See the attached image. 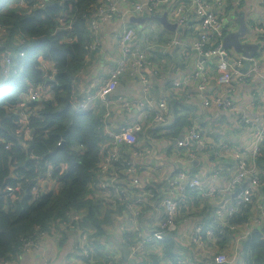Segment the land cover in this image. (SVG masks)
Instances as JSON below:
<instances>
[{"label": "trees", "instance_id": "16d2710c", "mask_svg": "<svg viewBox=\"0 0 264 264\" xmlns=\"http://www.w3.org/2000/svg\"><path fill=\"white\" fill-rule=\"evenodd\" d=\"M101 1L50 0V4L46 5L40 4L39 0H24L27 8L21 9L17 0H0V31L2 29L6 31V36L2 37L4 34H0V83L3 54L12 52L17 55L13 60L12 68L14 70L23 68L18 76L12 77L13 82L9 92L0 98V261L2 262L18 259L24 253L27 242L40 240L47 235H56L59 238L63 232L58 229L59 227L72 231L76 252H79L76 231L86 235L89 242L87 255L77 256L82 264H130V262L160 264L166 259L171 260L172 264H181L179 254L184 252L189 256L188 251L196 258V250L192 244L182 245L184 249L175 241L176 231L164 233L167 240L163 248L158 249L160 252L154 254L142 252L139 260L136 261H126L122 254L118 253V256L106 249V245L111 244L110 239L108 240L109 228L118 216L124 218V214L123 208L118 206V200L105 198L98 189L102 176L99 173V166L108 152L107 149H111L108 138L102 131L104 126L101 118L105 109L99 106L100 109H97L96 113L88 110L75 114L72 107L74 99L71 94V80L80 70L84 71L86 68L87 49L94 39V34L89 33L87 29L88 15L100 5ZM228 1L224 0L226 4H223L222 18H226L231 11ZM223 21L225 22V19ZM69 26L71 30L68 29ZM128 27L132 26L128 25ZM70 39L76 43H71ZM21 52L25 54L24 58L18 56ZM39 57L55 65L56 75L51 83L54 86V97L52 100L45 98L29 101L21 107L30 88L50 86V81L46 84L45 81L50 80L47 75L51 72L41 69ZM170 105L176 119L167 137L169 140H175L183 130L192 126V121L188 116V110L173 103ZM24 108H26L25 113L21 112ZM23 116H26L24 124L18 126ZM25 128L31 133L27 141L23 138ZM158 132L153 127L149 130L153 140L158 138L156 136ZM136 137L142 140L141 135ZM60 143H63V146L58 148ZM210 150L206 147L200 155H209ZM130 151L132 153L138 150L124 143L119 144V160L113 163L111 170L113 173L116 171L120 179L123 178L121 171L130 162ZM194 151L195 147L177 149V153L187 162L188 153ZM222 152L223 155H227L225 150ZM224 161L227 162L226 168H229V165L230 167L236 165L230 157ZM192 162L188 164L196 168L199 161ZM61 165H65V168L62 169ZM248 165L251 166L250 163ZM253 165L259 170H264V146ZM217 169L221 170V168ZM190 172L197 174L196 171L190 170ZM187 176L192 179V175L190 177L187 174ZM221 177H224L223 172ZM48 181L53 183V186L50 187ZM247 183L248 179H245L240 189L245 188ZM44 184H47L45 188H43ZM32 187L39 189L35 196L31 194ZM124 188L128 194L133 192L130 187ZM148 189L151 187H145L142 191L151 192L150 201L159 202L162 199L161 184L154 185L152 191ZM258 190L259 200L257 201L253 194L251 203L243 205L227 224L218 230L213 225L212 206L207 207L212 201L199 197L197 190L188 189L186 200L181 204L174 220L175 227L178 228L186 218L193 217L190 230L195 226H200L203 230L214 229L212 240L204 237L206 252H198L201 260L207 256L212 259V243L217 244L214 252L223 254L227 241H233L237 235L236 231L251 222L252 206L259 204L264 207L262 200L264 173L262 172ZM187 206L190 207L186 208ZM200 206H203V209L197 213L190 209L191 207L199 209ZM149 209H144L142 214H139L138 222L141 225L144 212ZM149 212L153 215L152 211ZM151 215L147 213L146 218H151ZM75 216L78 220L73 219ZM145 223L151 228H147L148 234L156 229L155 221L147 219ZM65 224H69L67 225L69 227H62ZM261 234L264 236L259 228L243 242L241 253L246 264H264V240ZM65 239L63 235L60 242ZM121 239L124 243L120 245L124 248L140 241L135 235L130 234L123 235ZM217 239L221 241L214 242Z\"/></svg>", "mask_w": 264, "mask_h": 264}, {"label": "built area", "instance_id": "2783aa9c", "mask_svg": "<svg viewBox=\"0 0 264 264\" xmlns=\"http://www.w3.org/2000/svg\"><path fill=\"white\" fill-rule=\"evenodd\" d=\"M18 1L20 7L25 6L24 0ZM180 2L183 1H175V5H173L172 0H143V2L137 3L128 0H102L100 5L88 15L87 29L89 33L94 34V39L89 50L91 52L98 50L99 42L95 34L98 32L101 24L112 20L116 15H120V17L126 21L130 16L142 18L151 15L160 16L161 14L166 13L168 20H175L172 23H176L177 26L191 24V20L186 17V10L183 11V8L180 6L181 4H179ZM212 4L210 5L203 0H191V7L193 6L194 11L193 24H197L198 33L195 42L190 48H188V50L198 54L200 62H198L190 77L181 82L174 83L173 86L176 89H182V87H187L189 84H196V89L199 98L202 100L203 108L211 107L215 110L229 111L237 115L238 108L233 99L235 93V83L233 81L235 80V82L238 83H245L247 80L254 79L260 75L259 66L261 58L264 55V20H253L254 25H251V31L246 25L248 31L242 38V43L255 44L258 45L259 48L253 58L245 59L242 55L236 54L232 49H224L222 47L224 36L228 33L235 32L236 30L232 26V28L227 27L224 24V18L221 17L223 4H226L224 3V0H212ZM118 5L124 7L122 12H119ZM170 5H173L174 7H171ZM260 5L264 9V0H260ZM61 24L63 25L62 21ZM156 28L155 22H150L148 26L145 25L143 30H136L125 25L117 36L118 58L115 59L113 66L108 71L107 80L81 102L72 104L75 114H81L85 111L91 110L95 105H99L105 109L101 118V122L104 126L102 131L108 138V145L111 146V149H107L108 152L102 158L99 166V173L102 176L98 183V189L105 198H108L109 200H118V206L123 208L122 213L124 214V220L116 231L118 232V243H124L121 237L126 234L135 235L137 239H140L139 242L125 248L128 250V260L131 261L139 260V255L147 249H161L167 240V237L164 234L165 232H177L174 220L181 204L186 200V191L188 189L197 190L199 197L205 200H218L217 206L213 210V225L218 228V230L223 228L228 220L232 218L243 205L251 203L253 194L256 196L257 201L260 196L258 185L261 170L255 168L253 164L255 158L260 156V151L264 146V110L262 111L260 125L243 117L237 120L239 126L252 129L254 138L251 143L252 145L246 149L247 151L241 150L240 152L226 155V157H231L236 165H233L235 168V173L233 175H228V173L231 172V168L226 170L227 178L223 181V186H220V184L217 183L216 180L218 178V173L212 168V176L208 180L205 179L203 182L196 178L189 179L187 173L178 171L174 177L168 180V182L161 184L163 186V197L159 202L150 201V198H152L150 191H142L139 195L128 194L124 187H134L138 183V167L134 162V159L139 160V158L147 154V151H136L132 153V161L128 162L126 168L120 173L123 176L122 179L118 177L116 171L115 173L112 172L111 168L113 163H116L119 160L120 143H127L129 146L135 145L138 140L136 137L137 135H141L143 140L148 141L145 135V124L141 119L126 123L122 127L114 130L109 124V118L111 117V110L115 108L114 106H120L123 110L130 111L131 107L136 105L135 101H126L122 97L113 98V94L120 78L126 73H128L127 75L132 79L139 80L145 85L147 87L145 90L152 89V87H149V84L146 82L148 77L145 74L147 69L153 67L152 62L148 57V53H150L151 49L149 47L143 48L141 44H134L133 41L137 35V31L140 34L142 32H147L152 35L155 33ZM68 29L71 30V27L69 26ZM0 34H4L2 36L4 37L6 36V31L2 29ZM2 40H4V38H2ZM171 45L178 46L179 43L173 39ZM2 60L3 66L1 74L2 76L4 75L5 80H2L1 84L4 85L11 82L12 77L18 75L22 70H14L12 68L14 60L12 52H7L5 57L3 54ZM212 60L216 62L215 68L220 79L219 82L224 88L222 96H218L213 90V95L208 93L206 71L208 63L211 62L212 64ZM245 61L248 63V68L244 73H241L240 70L243 69V63ZM26 98V101H33L48 97L43 93L41 87L38 86L30 88ZM23 106L24 103L21 104V107ZM158 109L159 111L153 117L154 124L164 123L166 119V105L161 103L158 105ZM24 111H26V109H24ZM23 124L24 122L20 121L18 125L22 126ZM24 131L30 138L31 133H29V129L25 128ZM185 131V141H180L178 147L180 149H188L187 147L189 145L195 147L194 152L188 153V162L191 163L193 161L192 163H196L195 161H199L202 157L200 155L202 151L206 149V143L202 131L194 124ZM218 149H220V154L223 153V150H225L226 153L228 151L226 145H221ZM248 163H250L251 166L248 165ZM245 179H248V183L245 188L240 189V186ZM150 187L151 189L148 190L152 191L154 186ZM6 191H9V189H6ZM38 192V187H32V195L35 196ZM111 202L113 203V201ZM221 202L223 203L221 204ZM147 208L152 209L154 212V214L151 215L148 211L151 218L148 217L147 219L155 221V225H157L156 229L149 234L144 226L138 222L139 214L141 215L142 211ZM251 209L253 217L251 218V222L248 223L254 226V231L261 228L264 233V207L255 204ZM73 219L78 220V217L75 216ZM67 225L69 224H65L62 227H69ZM214 232V229L203 230L202 227L195 226L194 229L184 235L181 239V243L183 245L192 244V246L195 247L196 252L205 253L206 246L204 237L212 240ZM251 233L252 232L248 229L247 225L238 229L236 231L237 235L233 240L235 242V249H242L243 242L250 237ZM76 237L78 239L79 250V252H76V255L86 256L89 247L86 235L81 234L80 231H76ZM261 237L262 240H264L262 234ZM219 241H221V239L214 240V242ZM39 245L40 240L27 242L25 244L24 252L36 249ZM110 252L115 255L117 254V250H110ZM213 262L214 264H230V259L223 254H217L213 257Z\"/></svg>", "mask_w": 264, "mask_h": 264}, {"label": "crops", "instance_id": "0c3cea01", "mask_svg": "<svg viewBox=\"0 0 264 264\" xmlns=\"http://www.w3.org/2000/svg\"><path fill=\"white\" fill-rule=\"evenodd\" d=\"M128 1L134 3L143 2V0ZM172 1L173 5H175L174 2L178 0ZM181 1L183 2H180L179 4H181L180 6L183 8V11L186 10L185 15L191 20V24L179 25L178 27L181 28V32H178V30L175 32H169L161 28L155 22L157 28L154 34L150 35V33L147 32H142L140 34L137 31V35L133 41L134 44H141L143 48L149 47L151 49L150 53H148V57L150 58L153 67L147 69L145 74L148 77L146 82L149 84V87H152V89L145 90V88H147L145 85L139 80L132 79L127 75L128 73H126L120 78L113 94L114 99L122 97L126 101H135L136 105L131 107L130 111H125L120 106H114L115 108L111 110V117L109 118L111 128L116 130L126 123L141 119V121H144V128L146 130L145 135L148 140H137V143L132 145V147L138 151H147V154L143 155L139 160L134 159V162L138 167V183L136 186L130 187L133 190L131 195H139L145 187L147 188L168 182V180L174 177L178 171H183L190 177L192 175V178H196L203 182L205 179L208 180L212 176V168H214L218 173L216 181L220 186H223V181L227 178L226 170L228 169L225 167L227 162L224 160L228 157H226L225 154L223 155V153L220 154L218 152V147L226 145L228 149L227 155L246 150L252 145L251 143L253 142L254 134L252 129L239 126L237 120L243 117L258 125L261 124L262 111L264 110V55L260 61L259 76L247 80L245 83H238L235 82V80L233 81L235 83L233 99L238 108L237 115L229 111L215 110L211 107L203 108L202 100L199 98L196 89V84H189L187 87H182V89L174 88V83L181 82L190 77L198 62H200L199 55L188 50V48H190L195 42L198 33L197 24H193V6L191 7V0ZM203 1L210 5L212 4V0ZM39 2L40 4H50V0H39ZM228 4L231 6V11L227 14L226 18H224V24L227 27L232 26L237 30L239 27L238 19L243 18L245 24L250 30L251 25H254L253 20H264V9L260 5V0H229ZM173 5L170 6L174 7ZM20 8L26 9L27 6L25 4V6ZM118 10L119 12H122L124 7L118 5ZM174 21L175 20L172 19L170 22ZM149 23L150 22H147L145 25L148 26ZM125 25L129 24L126 23L120 15H116L112 20L106 21L100 25L98 32L95 34L99 42L98 50L92 53L88 47L87 56L85 57L86 68L84 71L80 70L79 74L71 80V94L74 103H79L107 80L108 71L113 66L115 59L118 58L117 36ZM145 25L144 27H132L136 30H143ZM173 39L179 43L178 46L171 45ZM70 42L74 44L76 43V41H73L72 39H70ZM39 63L41 69L44 71L48 69L51 72L50 75H47L50 80L45 81V84L50 81V86L41 87V89L46 97L52 100L54 97V86L51 83L54 81L53 79L56 75L55 65L43 60ZM210 64L211 62L208 63L206 71L208 93L212 94L213 90L218 96H222L224 88L218 81L220 79L215 68L216 62L212 60V66ZM26 99L27 98L21 103H24V106L29 102L26 101ZM161 103H164L167 107L166 119L164 123L154 124L153 117L159 111L158 105ZM172 103L188 110V116L190 117L192 124L201 129L206 147L211 149L209 155H204L199 159L196 168H192L190 164H188V162L177 153V149H180L178 147L179 142L185 141L186 131H182V139L180 141L178 140L179 137L175 140H169L167 137V134L169 133L168 131L176 119L173 109L170 107V104ZM97 109H100L99 105H95L90 111L96 113ZM170 110L173 112L171 125L159 129V126H163L167 123L168 118L171 116ZM151 127L159 131L156 134V136H158L157 139L154 138L153 140L151 138V133L149 134ZM124 144L128 145L127 143ZM187 148L189 149L192 147L189 145ZM132 153L130 151V162L133 158ZM212 153L215 154L212 155ZM189 166L191 168H189ZM217 168H221V170L219 171ZM229 168H231V172H229L228 175L231 176L235 173V168L233 165H231V167L229 165ZM190 170L196 171L197 174H192ZM222 172L224 173V179L221 177ZM261 172L264 173V170L261 169ZM51 186H53V183H50V187ZM54 189H56V187H54ZM262 200L264 201V196H262ZM217 203L218 200H213L212 203L209 202L207 204V207L212 206L213 212ZM222 203L223 202H221V204ZM189 207L190 206H187L186 208ZM190 209L192 212L197 213L203 209V206H200L199 209L193 207ZM148 211L153 212L152 209L146 210L143 215L144 217L142 218V225L146 230L147 228H150V226H147L145 223ZM123 220L124 218L122 216H118L109 228V238H107L111 241V244L109 243V245H114V247L106 245V249L109 251L117 250V254L119 253L122 255V246L118 243V232L116 231L122 224ZM193 220V217H188L178 226L175 241L179 245H183L181 239L190 231V225ZM247 226L251 232L254 231L253 225L248 224ZM58 229L63 231L59 238L56 237V235L44 236L40 239V245L38 248L24 252L18 259L10 260V262L0 261V264H82L80 260L77 259L75 251L76 247L74 246L75 239L72 231L64 230L60 227ZM63 235L66 239L63 242H60ZM216 245L217 244H212V259L207 256L201 260V257L197 253L198 251L196 252V258L190 251H188L189 256L184 252H182L183 254H179V262L181 264H214L213 257L220 254L214 252ZM182 248L184 247L182 246ZM145 252H152L154 254L160 251L157 248H151L147 249ZM223 255L230 259V264H246L243 260L241 249H235L234 241H227L224 246ZM246 258L248 260V257ZM124 259L127 261V258ZM160 264H172V261L166 259Z\"/></svg>", "mask_w": 264, "mask_h": 264}, {"label": "water", "instance_id": "95a60500", "mask_svg": "<svg viewBox=\"0 0 264 264\" xmlns=\"http://www.w3.org/2000/svg\"><path fill=\"white\" fill-rule=\"evenodd\" d=\"M147 22H156L161 28H163L166 31L169 32H175L178 30V32H181V28L177 26L176 23H172L168 20L167 14L163 13L160 16H147V17H137V16H130L127 18L126 23H128L131 26H138L142 27ZM239 27L235 32L228 33L224 36L222 40V47L224 49H232L236 54L242 55L245 59H251L253 58L257 51L259 46L255 44H243L242 38L247 34V26L245 24L244 19H238ZM248 68V63L245 61L243 63V69L240 70L241 73H244ZM170 117L168 118V121L165 125H161L158 128H165L166 126H170L173 120V112L170 110ZM182 139V136H179V141ZM63 146V143H60L58 148H61ZM29 158H27L28 160ZM234 197V196H233ZM121 251L123 252L124 258H127L128 260V250L124 247H121Z\"/></svg>", "mask_w": 264, "mask_h": 264}, {"label": "clouds", "instance_id": "9594fccd", "mask_svg": "<svg viewBox=\"0 0 264 264\" xmlns=\"http://www.w3.org/2000/svg\"><path fill=\"white\" fill-rule=\"evenodd\" d=\"M17 1H18V0H17ZM24 3H25V2H24ZM18 4H19V1H18ZM4 55H5V54H4ZM12 55L14 56V58H16V56H17V55H14L13 53H12ZM18 56H19L20 58H24L25 54H24L23 52H21V53H19ZM38 61H39V62L41 61V57H39ZM20 69L23 71V68H20ZM17 70H18V69H17ZM22 71H21V72H22ZM16 76H18V75H15V76H13V77H16ZM12 82H13V80H12L11 82H9V83L4 84V85H2V84L0 83V91L4 90V92H5L1 97L5 96V95L9 92V90H10V86H11ZM1 97H0V98H1Z\"/></svg>", "mask_w": 264, "mask_h": 264}, {"label": "rangeland", "instance_id": "374dc122", "mask_svg": "<svg viewBox=\"0 0 264 264\" xmlns=\"http://www.w3.org/2000/svg\"><path fill=\"white\" fill-rule=\"evenodd\" d=\"M4 57H5V55H4ZM45 72H49L48 69H46ZM1 80H5L3 76L1 77ZM218 81H220V80H218ZM4 93H5L4 90L0 91V97H1ZM21 112H24V113H25V111H21ZM24 113H23V115H24ZM25 118H26V116H23L22 119H21V122H24V121H25ZM26 122H27V121H26ZM18 126H19V125H18ZM23 138H24V141H27V139H29V135H26V134H25V131H24ZM60 167L63 169V168H65V165H61ZM48 183H49V185H50V181H48ZM46 185H47V184H44V185H43V188H45Z\"/></svg>", "mask_w": 264, "mask_h": 264}]
</instances>
